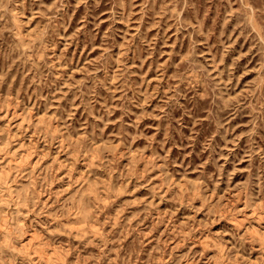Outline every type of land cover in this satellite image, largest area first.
<instances>
[{
  "label": "rangeland",
  "instance_id": "374dc122",
  "mask_svg": "<svg viewBox=\"0 0 264 264\" xmlns=\"http://www.w3.org/2000/svg\"><path fill=\"white\" fill-rule=\"evenodd\" d=\"M0 264H264V0H0Z\"/></svg>",
  "mask_w": 264,
  "mask_h": 264
}]
</instances>
